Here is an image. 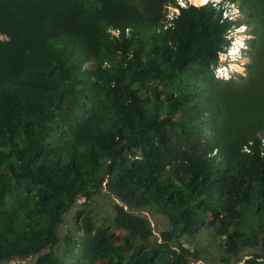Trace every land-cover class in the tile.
<instances>
[{
	"label": "trees",
	"instance_id": "obj_1",
	"mask_svg": "<svg viewBox=\"0 0 264 264\" xmlns=\"http://www.w3.org/2000/svg\"><path fill=\"white\" fill-rule=\"evenodd\" d=\"M140 2L0 0V264H64L45 250L107 181L170 211L171 229L147 245L150 221L115 203L113 229L81 221L92 264H203L174 243L203 226L231 251L258 245L242 264H264V105L234 101L264 79L216 86L223 9Z\"/></svg>",
	"mask_w": 264,
	"mask_h": 264
},
{
	"label": "rangeland",
	"instance_id": "obj_2",
	"mask_svg": "<svg viewBox=\"0 0 264 264\" xmlns=\"http://www.w3.org/2000/svg\"><path fill=\"white\" fill-rule=\"evenodd\" d=\"M140 1L130 0L133 5H140ZM184 2L199 6L213 3L217 9H223L225 18L233 25L228 34L229 45L221 54L220 64L216 70V79L221 82L216 86H225V83L229 82L235 87H241L245 84L247 86L250 78V80L258 77L264 79V0H209L206 3H202L201 0H184ZM166 13L170 18L177 14L173 8H168ZM216 94L220 99L221 91L218 90ZM234 101L235 104L241 101L261 107L264 105V86L257 87L252 94L238 95ZM235 109L239 108L235 107ZM227 117L228 114L222 112L214 125L222 130ZM215 126L207 129L211 137L216 135ZM260 129L262 128L253 130L257 131L264 141V130ZM115 203L150 221L154 237L148 244L146 243L147 245L159 239L162 232L171 229L170 211L127 203L107 181L92 200L80 198L77 201L64 216V221L58 228V244L45 252H53L64 264H92L88 251L89 236L84 234L81 221L84 217L90 216L98 226L113 229ZM172 214L177 215V212ZM120 234L123 237L128 236L126 232ZM226 239L225 236L217 234L215 226H203L194 235L181 237L174 243L188 249L196 257L193 260L203 264H242L247 258L261 253L260 247L256 244H247L231 251L226 248ZM131 241L135 242L134 249L147 246L135 238H131ZM37 257L32 256L25 262L15 261L9 264H35ZM93 264L101 263L96 261Z\"/></svg>",
	"mask_w": 264,
	"mask_h": 264
},
{
	"label": "built area",
	"instance_id": "obj_3",
	"mask_svg": "<svg viewBox=\"0 0 264 264\" xmlns=\"http://www.w3.org/2000/svg\"><path fill=\"white\" fill-rule=\"evenodd\" d=\"M178 5L180 7H186L188 5V3L187 2H184V0H178ZM173 9L176 10L177 14L179 13V10L177 8H173ZM171 18H173V17H171ZM23 262H25V261H23ZM14 263H15V261H14Z\"/></svg>",
	"mask_w": 264,
	"mask_h": 264
},
{
	"label": "bare ground",
	"instance_id": "obj_4",
	"mask_svg": "<svg viewBox=\"0 0 264 264\" xmlns=\"http://www.w3.org/2000/svg\"><path fill=\"white\" fill-rule=\"evenodd\" d=\"M207 1H209V0H201L202 3H206Z\"/></svg>",
	"mask_w": 264,
	"mask_h": 264
}]
</instances>
